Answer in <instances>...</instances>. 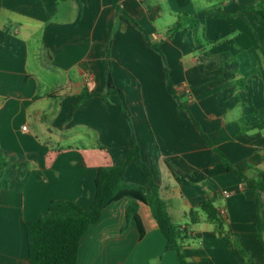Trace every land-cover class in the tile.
I'll list each match as a JSON object with an SVG mask.
<instances>
[{"label":"crops","instance_id":"obj_1","mask_svg":"<svg viewBox=\"0 0 264 264\" xmlns=\"http://www.w3.org/2000/svg\"><path fill=\"white\" fill-rule=\"evenodd\" d=\"M117 1L140 28L111 0H0V264H29L26 224L55 200L88 209L98 169L121 165L135 144L167 212L187 232V264H264L247 182L224 169L191 118L238 172L264 180V128L249 129L264 119V20L243 11L264 0ZM183 14L197 20L199 40L218 41L208 53H230L238 72L226 61H204L193 30L169 38ZM108 71L130 120L117 95L107 94ZM86 89L95 96L69 118ZM125 179L145 186L135 161ZM256 194L264 241V192ZM137 204L143 238L127 218ZM166 245L149 207L124 198L91 226L78 264H182Z\"/></svg>","mask_w":264,"mask_h":264},{"label":"trees","instance_id":"obj_2","mask_svg":"<svg viewBox=\"0 0 264 264\" xmlns=\"http://www.w3.org/2000/svg\"><path fill=\"white\" fill-rule=\"evenodd\" d=\"M111 1L117 12L128 18L137 28H140L137 21L122 9L117 0ZM243 11L255 13L264 20L263 3L247 7ZM186 29L193 30L197 50L201 53V57L204 61H226L230 64L234 72H238V61L230 53H222L219 55H211L208 53L206 48L218 43V41H209L207 39L199 40L197 38V20L194 18L184 14L179 16V20L169 28V38L173 37L175 33ZM147 41L149 47L163 55L158 45L151 44L148 39ZM165 79L168 91L173 97L178 99L174 84L169 78L168 68L165 70ZM106 89L107 94L117 95L123 117L130 120V112L124 94L114 86L110 71H108L106 77ZM94 96L95 94L90 93L87 89L79 95L77 101L72 106L69 118H71L82 103ZM179 104L181 109L188 111L186 106L180 102ZM191 118L200 130L205 144L217 154L224 169L228 173L239 176L247 182L248 191L257 203L256 238L258 243L264 248L263 227L258 212L259 207L256 197L257 192H264V180H250L245 175L238 172L225 154L214 145L209 135L202 131L199 123L192 116ZM262 128H264V119L260 124L249 127V129ZM133 161L138 164L142 172L145 179V186L129 184L125 179L127 168ZM0 166H6L4 158L2 157H0ZM159 190L160 188L155 182L149 167L140 157L139 147L135 144L131 153L121 165L101 167L98 169L96 196L88 209H83L76 202L55 200L51 203L45 216L37 221L26 224L25 229L29 245V264H78L81 241L88 233L91 226L100 220L104 209L124 198H132L138 203L149 207L153 219L167 241V250L174 251L179 261L182 264H187L183 255V249L185 248L184 241L187 237V232L173 222L167 212L164 201L160 197ZM202 209L206 213L208 219L215 223L217 232L229 241L228 236L224 233L223 223L219 220L218 212L213 205L211 203H206ZM127 218L134 220L140 237L143 238L146 230L142 218L138 213V204L128 209Z\"/></svg>","mask_w":264,"mask_h":264},{"label":"built area","instance_id":"obj_3","mask_svg":"<svg viewBox=\"0 0 264 264\" xmlns=\"http://www.w3.org/2000/svg\"><path fill=\"white\" fill-rule=\"evenodd\" d=\"M23 130H24V131H27V127H23ZM225 195H226L227 197H229V196H230V194H229V193H227V192H225ZM221 214H225V211H224V210H222V211H221Z\"/></svg>","mask_w":264,"mask_h":264}]
</instances>
